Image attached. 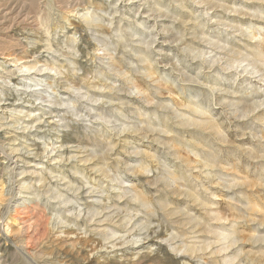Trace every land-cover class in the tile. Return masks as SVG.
Segmentation results:
<instances>
[{
	"label": "rangeland",
	"instance_id": "rangeland-1",
	"mask_svg": "<svg viewBox=\"0 0 264 264\" xmlns=\"http://www.w3.org/2000/svg\"><path fill=\"white\" fill-rule=\"evenodd\" d=\"M0 264H264V0H0Z\"/></svg>",
	"mask_w": 264,
	"mask_h": 264
},
{
	"label": "bare ground",
	"instance_id": "bare-ground-1",
	"mask_svg": "<svg viewBox=\"0 0 264 264\" xmlns=\"http://www.w3.org/2000/svg\"><path fill=\"white\" fill-rule=\"evenodd\" d=\"M14 46V45H13ZM17 49V48H16ZM19 51V50H18ZM35 52V51H34ZM14 53V52H13ZM15 54V53H14ZM4 55H5V53H4ZM30 55V54H29ZM8 56V55H7ZM28 56V55H27ZM10 57V56H9ZM11 57H13V55L11 56ZM48 252V251H47Z\"/></svg>",
	"mask_w": 264,
	"mask_h": 264
}]
</instances>
